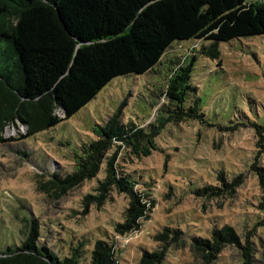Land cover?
<instances>
[{"label": "rangeland", "instance_id": "rangeland-1", "mask_svg": "<svg viewBox=\"0 0 264 264\" xmlns=\"http://www.w3.org/2000/svg\"><path fill=\"white\" fill-rule=\"evenodd\" d=\"M210 45L205 38L174 40L151 70L116 76L70 117L0 144V252L20 245L22 220L36 219L38 244L61 259L79 247V262L88 264L94 242L105 240L116 244L115 264H139L144 250L158 248L154 234L170 226L183 231L186 244L168 247L162 264H204L189 251L192 237H207L225 224L240 234L263 219L264 199L252 165L264 170V34L219 42L217 56L201 52ZM193 55L190 87L181 106L164 92ZM172 107L182 109L175 118L169 117ZM117 111L121 122L158 132V148H152L151 137L142 136L150 140L139 141L147 152L131 154L121 164L150 194L154 207L138 231L118 237L114 226L123 221L124 193L113 189L102 205H90L86 212L82 203L84 195L95 193L105 162L97 177L86 179L58 202L34 185L36 173L64 176L73 171L81 145L97 138L93 128ZM19 132L20 127L9 126L4 135L17 138ZM219 172L226 180L243 177L231 198L195 192L218 182ZM240 262L239 250L227 246L214 264Z\"/></svg>", "mask_w": 264, "mask_h": 264}, {"label": "trees", "instance_id": "trees-1", "mask_svg": "<svg viewBox=\"0 0 264 264\" xmlns=\"http://www.w3.org/2000/svg\"><path fill=\"white\" fill-rule=\"evenodd\" d=\"M261 34L264 0H0V144L31 136L70 117L116 76L151 70L174 40L209 39L210 47L201 52L217 56V43ZM195 57L187 60L164 92L181 106ZM180 110L170 108L173 115L169 117L175 118ZM11 125H23L25 132L17 138L5 137ZM137 127L121 122L119 111L113 113L93 128L97 138L81 145L74 170L64 176L36 173V190L58 202L86 179L97 177L105 162L95 193L82 198L84 212L90 205H102L114 189L127 197L123 221L114 226L116 236L138 231L154 201L121 164L131 154L147 152L139 144L142 136L151 137L150 147L158 148L154 140L158 132ZM252 166L264 199V170ZM216 178L218 182L195 192L209 198L223 195L227 200L243 181L241 175L226 180L223 172ZM22 222L20 245L0 252V264H81L79 247L61 259L38 244L36 219ZM153 240L158 248L144 250L139 264H162L168 247L186 244L183 231L170 226L157 231ZM115 246L96 240L88 264H115ZM227 246L239 250L240 264H263L259 253L263 255L264 218L240 234L225 224L188 243L192 257L203 259L204 264H214Z\"/></svg>", "mask_w": 264, "mask_h": 264}, {"label": "built area", "instance_id": "built-area-1", "mask_svg": "<svg viewBox=\"0 0 264 264\" xmlns=\"http://www.w3.org/2000/svg\"><path fill=\"white\" fill-rule=\"evenodd\" d=\"M12 126V125H11ZM9 127V126H8ZM14 127V126H13ZM18 127H20L21 128V130H22V133H24L25 132V126H23V125H20V126H18ZM5 136V135H4ZM6 137V136H5Z\"/></svg>", "mask_w": 264, "mask_h": 264}]
</instances>
